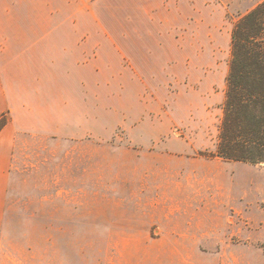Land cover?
Instances as JSON below:
<instances>
[{
	"label": "rangeland",
	"instance_id": "obj_1",
	"mask_svg": "<svg viewBox=\"0 0 264 264\" xmlns=\"http://www.w3.org/2000/svg\"><path fill=\"white\" fill-rule=\"evenodd\" d=\"M65 1L0 0V23L4 30H31L32 9L34 30H77L84 42H115L132 58L107 74L128 79L84 84L88 111L91 100L99 104L98 130H90V122L84 124L87 130L77 128L78 107L74 94H69L67 136L31 137L28 147L21 149L26 161L20 163L13 185L15 209L10 217L29 225L10 228L19 239L5 243V249L21 264H155L156 244L123 241L122 227L61 226L59 208L76 201L78 181L81 184V175L92 165L100 167L101 187L110 188L118 177L198 169L204 162L209 165L199 166L207 176L194 180L195 186L211 188L212 200H226L219 231L227 234L219 243L226 254L207 261L264 264V164L208 160L199 154L216 149L234 24L264 0H192L195 30L171 32L82 30L77 19L67 17L70 9ZM52 9L63 10V16L45 19ZM11 12L19 18L11 19ZM141 108L144 116L136 122L130 114ZM92 139L96 141H86ZM116 157L122 162H115ZM83 181H90L86 174Z\"/></svg>",
	"mask_w": 264,
	"mask_h": 264
},
{
	"label": "crops",
	"instance_id": "obj_2",
	"mask_svg": "<svg viewBox=\"0 0 264 264\" xmlns=\"http://www.w3.org/2000/svg\"><path fill=\"white\" fill-rule=\"evenodd\" d=\"M65 2L70 9L67 17L77 19L82 30H195L192 0ZM59 14L62 17L63 10L52 9L44 18L55 19ZM18 18L11 12V19ZM35 18L31 9V30H4L0 23V118L9 117L0 131V264H21V259L5 249V243L19 239L10 228L28 224L10 217L15 209L13 185L20 163L26 161L21 149L28 147L31 137L67 136L72 105L69 94H74L78 107L74 118L77 128L87 130L84 124L90 122V130H98L99 104L91 100L92 110L88 111L90 100L84 97V84L126 81L125 76L107 72L123 67L125 59L132 58L115 42L82 41L83 33L79 35L77 30H34ZM89 70L95 73L86 74ZM134 77L142 80L141 76ZM144 113L141 108L130 116L137 122ZM115 162L122 160L116 157ZM200 164L209 165L201 162L198 169L189 166L180 172L156 170L118 177L110 188L101 187L100 167L92 165L91 171L81 175V184L78 181L76 201L61 204L60 225L122 227L123 241L156 244L155 264H213L207 260L226 254L219 246L221 237L227 235L219 234L224 226L222 217L226 216L221 207L226 200H212L211 188L195 186L194 180L207 176ZM85 174L90 181L84 184ZM176 178L185 181H174ZM107 237L116 241L111 235ZM235 253L238 256L237 250Z\"/></svg>",
	"mask_w": 264,
	"mask_h": 264
},
{
	"label": "trees",
	"instance_id": "obj_3",
	"mask_svg": "<svg viewBox=\"0 0 264 264\" xmlns=\"http://www.w3.org/2000/svg\"><path fill=\"white\" fill-rule=\"evenodd\" d=\"M9 117L0 118V131ZM207 159L264 163V1L238 19L216 149L199 152Z\"/></svg>",
	"mask_w": 264,
	"mask_h": 264
},
{
	"label": "water",
	"instance_id": "obj_4",
	"mask_svg": "<svg viewBox=\"0 0 264 264\" xmlns=\"http://www.w3.org/2000/svg\"><path fill=\"white\" fill-rule=\"evenodd\" d=\"M264 164V163H263Z\"/></svg>",
	"mask_w": 264,
	"mask_h": 264
}]
</instances>
